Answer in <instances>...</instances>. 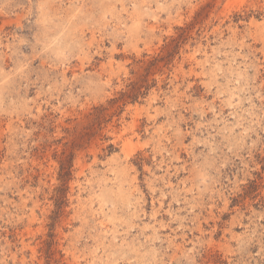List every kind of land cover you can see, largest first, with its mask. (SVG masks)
Returning <instances> with one entry per match:
<instances>
[{"label": "rangeland", "instance_id": "obj_1", "mask_svg": "<svg viewBox=\"0 0 264 264\" xmlns=\"http://www.w3.org/2000/svg\"><path fill=\"white\" fill-rule=\"evenodd\" d=\"M0 264H264V0H0Z\"/></svg>", "mask_w": 264, "mask_h": 264}]
</instances>
